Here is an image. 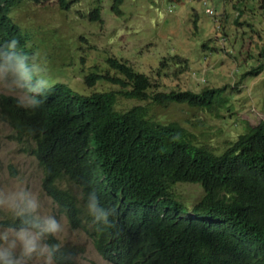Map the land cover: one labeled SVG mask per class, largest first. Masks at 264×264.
I'll return each instance as SVG.
<instances>
[{
	"label": "trees",
	"instance_id": "trees-1",
	"mask_svg": "<svg viewBox=\"0 0 264 264\" xmlns=\"http://www.w3.org/2000/svg\"><path fill=\"white\" fill-rule=\"evenodd\" d=\"M25 1L0 0V66L17 69L29 78V89L39 91L30 104L0 94V122L34 145L42 190L69 227L83 231L112 264H264V121L247 124L216 153L180 123L156 121L152 108L212 110L218 89L161 91L159 82L115 57L107 59L113 74L94 70L84 80L89 87L107 81L117 91L83 95L65 83L43 86L46 72L38 74L29 36L13 19ZM56 1L63 11L73 2ZM112 1L119 16L125 0ZM258 1L264 11V0ZM89 19L102 21L100 6ZM263 71L264 62L247 75ZM120 100L144 105L120 111ZM182 183L200 184L204 191L190 209L175 192ZM93 196L106 211L115 210L107 225L94 224L87 212ZM36 219L26 213L1 225L36 231L24 223ZM43 242L60 245L54 264H77L79 247L62 245L55 236Z\"/></svg>",
	"mask_w": 264,
	"mask_h": 264
},
{
	"label": "rangeland",
	"instance_id": "rangeland-1",
	"mask_svg": "<svg viewBox=\"0 0 264 264\" xmlns=\"http://www.w3.org/2000/svg\"><path fill=\"white\" fill-rule=\"evenodd\" d=\"M72 1L70 10L63 11L56 0L43 4L26 0L13 13L29 36L38 74L46 72L43 86L65 83L83 95L117 91L107 81L89 87L84 80L94 70L113 74L107 59L115 57L159 82L161 91L218 89L212 110L179 104L152 108L156 121L180 123L216 153L235 142L247 124L264 121V71L256 77L247 75L264 62V11L258 0H125L119 16L111 10L112 0ZM97 6L102 9L101 22L89 19ZM206 8H214L215 15H207ZM30 83L28 77L18 76L17 69L0 66V94L30 104L39 91L29 89ZM135 105L144 103L120 100L117 109L126 111ZM33 149L26 139L16 137L9 124L0 122V237L15 230L1 222L18 218L23 202L34 200L35 211L23 214L42 222L56 217L63 226L57 239L82 249L77 264H112L97 253L83 231L69 227L57 204L43 192V171ZM199 185L175 187L189 209L204 195ZM29 264L41 261L33 259Z\"/></svg>",
	"mask_w": 264,
	"mask_h": 264
},
{
	"label": "clouds",
	"instance_id": "clouds-1",
	"mask_svg": "<svg viewBox=\"0 0 264 264\" xmlns=\"http://www.w3.org/2000/svg\"><path fill=\"white\" fill-rule=\"evenodd\" d=\"M21 78L24 77L21 76ZM23 204L24 207L22 208L20 213H17V215H23L24 211H35L37 207L34 200H26L23 202ZM99 205V200H97L96 197L93 196L87 206V212L93 218L94 224L100 225L102 223L104 225H107L109 223V215H112L115 210L110 209L109 211H106L105 208H102ZM24 223H31V228L36 229V231H32L29 228L6 231L5 234L0 237V241H2L0 242V264H29V262L33 259H39L41 261V264H50L52 254L60 248V245H48L45 242L42 243V241L45 236H55L62 232L63 226L61 222L58 221L56 217L49 216L43 222H40L37 218L35 221H24ZM67 244L71 243H65L62 245Z\"/></svg>",
	"mask_w": 264,
	"mask_h": 264
},
{
	"label": "built area",
	"instance_id": "built-area-1",
	"mask_svg": "<svg viewBox=\"0 0 264 264\" xmlns=\"http://www.w3.org/2000/svg\"><path fill=\"white\" fill-rule=\"evenodd\" d=\"M204 5L206 6V5H207V2H204ZM205 12H206V14H208L209 16H214V15H215L214 10L211 9V8H206Z\"/></svg>",
	"mask_w": 264,
	"mask_h": 264
}]
</instances>
